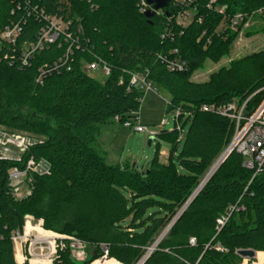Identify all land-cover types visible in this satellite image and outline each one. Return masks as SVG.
<instances>
[{"label":"trees","instance_id":"obj_1","mask_svg":"<svg viewBox=\"0 0 264 264\" xmlns=\"http://www.w3.org/2000/svg\"><path fill=\"white\" fill-rule=\"evenodd\" d=\"M210 1L197 0L193 22L182 27L175 19L182 9L172 4L149 21L140 12L142 0H0V33L12 22L25 23L15 52L0 41V126L44 138L22 162L0 160V264H17L11 236L23 230L27 218L92 249L83 263L59 251L54 264H92L102 256V245L109 259L137 264L173 221L145 264H242L237 251L247 249L260 252L264 263V171L249 185L253 172L233 152L189 202L234 133L233 122L202 107L242 105L264 87V50L232 61L206 82L191 81L238 35L216 32L223 16L215 8L225 7L227 17L264 8V0H216L209 9ZM49 15L72 21L68 30L78 34L81 28L83 36L76 41L61 36L22 66L17 53L36 41L41 18ZM68 47L73 56L65 60ZM161 56L178 57L186 71L170 72ZM93 61L107 64L110 76L89 75L86 65ZM44 69L50 72L40 84ZM146 72L154 87L170 95L166 112L181 111L187 133L180 141L176 130L157 136L172 145L166 164L157 155L148 170L110 165L98 142L100 128L116 117L138 118L145 92L128 91L130 74ZM30 158L46 161L50 172L32 175L31 194L17 201L8 171L23 168ZM237 204L244 209L218 230V220Z\"/></svg>","mask_w":264,"mask_h":264},{"label":"built area","instance_id":"obj_2","mask_svg":"<svg viewBox=\"0 0 264 264\" xmlns=\"http://www.w3.org/2000/svg\"><path fill=\"white\" fill-rule=\"evenodd\" d=\"M196 1L197 0H171L169 6L172 4L174 7L182 9L175 16L176 22L179 26L187 27L193 22L196 15V8L194 7ZM26 2L31 3V0H26ZM215 4L216 0H211L208 8L213 9ZM139 8L140 12L144 14L147 11L152 10V6H149L146 0H142ZM215 11L223 16V21L220 23L216 31L217 33L224 34L229 31L239 33L249 26L248 20L251 17L250 15L237 13L233 17H227L225 16V7H216ZM255 13L263 14L264 8ZM42 15L44 14L42 13ZM41 21L43 26L37 34L36 41L30 44H25L21 53H17L19 62L24 67L30 64L36 53L58 43L61 36L65 37L67 40L73 41L79 39L78 34L83 36L81 28L78 29V34H73L68 30L72 21H65L63 18L52 15L41 18ZM24 24L25 23L12 22L0 33V41L6 43L14 52L18 40L22 35ZM174 54H177V51L172 53V55ZM70 56H73L72 47H68L64 59L68 60ZM160 59L166 64L167 69L170 72L178 73L186 71V64L178 57L168 58L166 56H161ZM86 69L88 72H99L102 79H106L111 74V69L108 65L101 61H93L87 64ZM58 70V67H56L54 71ZM67 70L70 69L68 68ZM49 72L50 71L45 69L40 71V76L38 78L40 84H42L43 79L49 74ZM123 83L124 79L121 78L119 84L122 85ZM132 89H140L144 91L145 94L149 92L156 93L153 84L149 81L148 72L145 74H130L128 91H131ZM262 93H264V87L253 93L242 105H238L234 102L222 106H203L201 109L205 112H215L233 122V137L219 159L225 161L233 152L241 155L243 158V167L253 172V177L249 185L256 176L264 171V97L257 105L251 106L256 98ZM168 104L169 102L167 105ZM174 115L177 126L176 131H178L179 134L183 133L184 127L180 118L182 115L181 111L179 109L175 110ZM115 123L122 124V126L127 129L134 128L138 132L147 131V127L140 123L139 115L136 120H127L124 122H122L120 117H116ZM151 135L157 137L155 134ZM180 140L182 139L179 138V141ZM33 145L34 143L26 138L24 133L14 132L9 135L6 131L0 129V160H15L22 162L24 153L29 151ZM12 148L17 150V155L12 154ZM49 172L50 165L46 161H37L34 158L28 159L24 163L23 168H11L8 171V182L13 198L17 201H22L27 198L32 191L29 186L30 177L35 174L46 175L49 174ZM200 190L196 193L198 194ZM243 209L244 208L238 204L231 206L228 209V212L218 220L217 229L220 230L228 222L230 216L234 212ZM31 221L32 219L27 218L23 230L13 232L11 236L15 250V261L17 264H54L58 252L65 250L69 251L73 261L78 263L86 262L92 257L93 252L92 255L89 254L92 249L84 242L75 237L46 231L41 223L38 224L42 233L34 234L33 232H28L27 226ZM191 243H194V240H191ZM101 251L103 253L102 256L92 264H104L108 261L114 260L109 259V251L106 245L101 246ZM153 251L150 248L146 255L137 264H145ZM18 257L20 260H18Z\"/></svg>","mask_w":264,"mask_h":264},{"label":"rangeland","instance_id":"obj_3","mask_svg":"<svg viewBox=\"0 0 264 264\" xmlns=\"http://www.w3.org/2000/svg\"><path fill=\"white\" fill-rule=\"evenodd\" d=\"M250 16L248 28L238 33L230 49L218 61L206 60L202 67L197 69L193 74L191 81L197 83L206 82L212 73L218 71L222 67H227L232 61H238L250 54L264 50V13H253ZM1 49L0 44V51ZM89 75L98 80H103L99 72H90ZM154 89L156 93L149 92L145 94L138 114L140 123L147 127V131L138 132L134 128L127 129L123 127L122 124L113 122H108L101 126L98 142L107 156L108 164H121L125 166L130 162L131 166L135 165L140 171L148 170L151 168L157 155L162 164L167 163L169 154L172 151V145L168 142L160 141L158 137L151 134L158 136L162 132H173L176 130L177 126L174 113L166 112L167 103L170 101V95L163 89L156 87H154ZM236 104H238V102H236ZM0 129L6 131L9 135L14 133L3 126H0ZM187 130L188 125L185 126L183 133H180V138L182 140ZM24 136L33 143L44 139L43 137H37L27 133H25ZM151 138H155V140L152 142V145L149 146V140ZM12 150L11 152L13 155L18 154L15 148H12ZM163 152L167 153V157L162 154ZM27 231L33 232L34 234L42 233L38 222L33 220L27 226ZM89 254L92 255V250ZM244 261H247L249 264H264L260 261L258 256L252 261Z\"/></svg>","mask_w":264,"mask_h":264},{"label":"water","instance_id":"obj_4","mask_svg":"<svg viewBox=\"0 0 264 264\" xmlns=\"http://www.w3.org/2000/svg\"><path fill=\"white\" fill-rule=\"evenodd\" d=\"M147 4L149 6H152V10H149L145 13V17L150 21L151 19H153L154 17H156V15L158 14L159 11H163L166 10L169 7V4L171 2V0H146ZM155 140V138H151L149 140V146L152 145V142ZM223 160L219 159L216 164L212 167V169L210 170V172L208 173V175L206 176V178L204 179V181L201 183V185L199 186V188L197 189L200 190L203 188V186L207 183V181L211 178V172L212 170L216 167L217 169H219V167L223 164ZM215 173V172H214ZM205 182V183H204ZM196 191V192H197ZM194 193L193 196L190 199V202L193 200V198L197 195V193ZM175 222V221H174ZM174 223L172 222L171 225L165 230V232L162 234V236L158 239V241L153 245V247L151 248V250H155L157 245L160 243L161 239L167 234V232L171 229L172 225ZM237 255L240 256L242 259L244 260H249L252 261L254 259L257 258L258 256V252H256L255 250L252 249H247V250H239L237 251Z\"/></svg>","mask_w":264,"mask_h":264},{"label":"bare ground","instance_id":"obj_5","mask_svg":"<svg viewBox=\"0 0 264 264\" xmlns=\"http://www.w3.org/2000/svg\"><path fill=\"white\" fill-rule=\"evenodd\" d=\"M19 64V63H18ZM208 113V112H207ZM216 170H217V168L215 167V169L211 172V175L212 174H214V172H216ZM205 183V182H204ZM18 260H20V258L18 257ZM45 264H47V263H45ZM95 264H99V263H95ZM104 264H119V263H117L116 261H108V262H106V263H104Z\"/></svg>","mask_w":264,"mask_h":264},{"label":"crops","instance_id":"obj_6","mask_svg":"<svg viewBox=\"0 0 264 264\" xmlns=\"http://www.w3.org/2000/svg\"><path fill=\"white\" fill-rule=\"evenodd\" d=\"M140 118V117H139ZM164 156H166L167 157V153H165V152H163L162 153ZM129 164H131L130 162H129ZM135 166V165H134ZM260 252H258V254H259ZM243 264H249L247 261H244V263Z\"/></svg>","mask_w":264,"mask_h":264}]
</instances>
